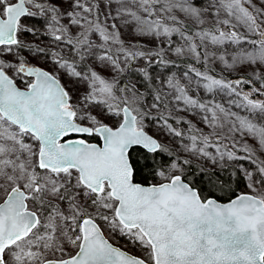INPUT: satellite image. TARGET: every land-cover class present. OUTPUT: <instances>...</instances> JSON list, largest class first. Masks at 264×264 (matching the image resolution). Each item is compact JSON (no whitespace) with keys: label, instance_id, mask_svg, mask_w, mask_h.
Wrapping results in <instances>:
<instances>
[{"label":"snow or ice","instance_id":"obj_1","mask_svg":"<svg viewBox=\"0 0 264 264\" xmlns=\"http://www.w3.org/2000/svg\"><path fill=\"white\" fill-rule=\"evenodd\" d=\"M0 264H264V0H0Z\"/></svg>","mask_w":264,"mask_h":264},{"label":"rangeland","instance_id":"obj_2","mask_svg":"<svg viewBox=\"0 0 264 264\" xmlns=\"http://www.w3.org/2000/svg\"><path fill=\"white\" fill-rule=\"evenodd\" d=\"M231 78H234V75H233V77H231ZM120 243H121V245H123V244H124V241L121 240ZM130 250H131V249H130ZM133 251H134V250H133Z\"/></svg>","mask_w":264,"mask_h":264},{"label":"trees","instance_id":"obj_3","mask_svg":"<svg viewBox=\"0 0 264 264\" xmlns=\"http://www.w3.org/2000/svg\"><path fill=\"white\" fill-rule=\"evenodd\" d=\"M190 179H191V177H189ZM197 186H201L200 184H199V178H197Z\"/></svg>","mask_w":264,"mask_h":264}]
</instances>
